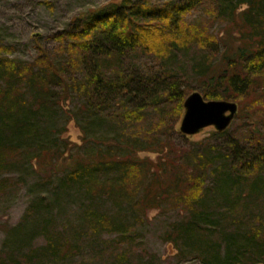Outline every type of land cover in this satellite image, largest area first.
I'll return each instance as SVG.
<instances>
[{
  "label": "trees",
  "instance_id": "obj_1",
  "mask_svg": "<svg viewBox=\"0 0 264 264\" xmlns=\"http://www.w3.org/2000/svg\"><path fill=\"white\" fill-rule=\"evenodd\" d=\"M218 1L217 16L236 29L234 42L186 22V15L203 0L156 6L122 0L69 34L73 42L66 46L64 61L53 59L42 46L32 62L2 56L5 49L0 47V190H5L8 181L2 176L27 163L37 169L42 185L53 183L61 193L75 190L83 194L84 225L93 234L127 235L130 225L128 215L123 216L125 205L137 222L150 209H181L188 218L173 224L168 237L197 253L204 264H264V113L255 128L256 143L241 146L233 139L224 143L228 159L194 150L178 163L147 134L148 142L141 150L160 152L154 162L139 156L135 143L140 135L128 132L108 139L103 148L97 144L93 151L76 156L66 151L74 144L62 137L66 129L57 136L56 131L51 133L52 119L73 95L83 99L74 118H84V124H78L83 141L95 138L92 129L108 114L127 130L142 121L147 100L138 98L150 94L149 83L120 67L121 58L138 47L169 65L177 61L181 50L196 47L200 57L192 73L199 78L206 100L237 102L236 117L250 111L251 103H261L264 0ZM220 45L225 49L218 54ZM75 66L80 68L78 75L68 70ZM156 78L155 93L174 95L179 117L187 97L180 92V79L168 72ZM117 98L123 104L136 99L138 103L134 110L126 108L116 116L110 107ZM227 130L215 134L223 136ZM121 137L127 145L119 155ZM219 160L221 164L214 167ZM210 174L214 182L207 186L205 178ZM102 199L117 209L101 211L97 205ZM47 206L38 199L28 214ZM61 241L48 235L46 246L32 255L39 263L47 256L65 259L76 244L68 238ZM0 264L13 263L0 255Z\"/></svg>",
  "mask_w": 264,
  "mask_h": 264
},
{
  "label": "rangeland",
  "instance_id": "obj_2",
  "mask_svg": "<svg viewBox=\"0 0 264 264\" xmlns=\"http://www.w3.org/2000/svg\"><path fill=\"white\" fill-rule=\"evenodd\" d=\"M121 1L0 0V47L5 49L2 56L32 62L38 55V48L42 46L53 59L64 61L67 58L65 51L73 42L68 39L69 34L79 31L94 14L111 9ZM130 1L134 4L156 6L168 1L185 0ZM218 3V0H203L186 15L185 20L191 27L201 26L208 33L234 42L236 29L217 16L215 8ZM224 49V46L220 45L218 54ZM199 57L197 48L191 47L186 51L181 50L175 57L177 61L169 65L157 55L140 47L128 52L120 61L122 72L128 71L149 83L150 94L138 98L147 100L144 103L143 120L129 125L127 130L125 124H120L118 119H112L106 114L107 119L92 129V132L97 134L95 138L83 141V130L78 124H84V118L80 116L78 120L74 119L83 99L73 95L52 119L54 129L51 133L56 131L57 136L66 129L62 137L74 142L70 143L66 151L76 156L93 151L91 149L97 144H102L103 148L108 139L115 135L125 136L128 132L140 135L139 143H135L139 156L148 157L154 162L160 158V152L141 150L148 142L144 137L147 134L161 144L160 147L169 150L170 156L178 163L185 161L187 153L194 150L209 156L221 155L223 159H228L230 155L224 147L227 140L233 139L241 146L256 143L258 136L255 128L263 117V98L259 99L261 103H251L256 99L249 101L252 109L238 115L223 136H217L213 127H208L197 135L186 136L179 130L183 112L178 117L176 101L171 98L175 96L169 93H155L154 90L158 88L157 75L164 76L168 72L180 79V92L186 95L194 91L203 93L199 87V78L192 73V66L198 62ZM68 70L78 75L80 68L75 66ZM152 95H156V98H150ZM136 100L123 104L117 98L110 111L116 112L117 116L126 111V108L134 110V105L138 103ZM50 138H53V135ZM44 140L49 142L47 138ZM119 144L121 149L117 151L120 155L121 151L126 150L127 143L121 137ZM220 164L221 160L214 167ZM4 178L8 181L5 190H0V255L13 264H204L197 253L184 249L182 243L175 244L168 237L173 224L188 218L187 212L181 209H150L143 221L137 222L130 213L131 209L125 205L122 212L124 217L128 215L130 225L127 235L93 234L84 225L85 200L82 193L71 190L64 194L58 191L53 183L42 185L37 169L27 163L14 167L10 173L2 176V179ZM213 182L214 177L211 174L205 178V185ZM38 199H42L48 206L29 215V208ZM97 207L103 212H114V209H117L107 199L99 201ZM46 227L49 228V234ZM48 235L58 237L59 244L63 242V238L71 239L76 244L75 250L68 253L65 259L47 256L39 263L32 252L46 246Z\"/></svg>",
  "mask_w": 264,
  "mask_h": 264
},
{
  "label": "water",
  "instance_id": "obj_3",
  "mask_svg": "<svg viewBox=\"0 0 264 264\" xmlns=\"http://www.w3.org/2000/svg\"><path fill=\"white\" fill-rule=\"evenodd\" d=\"M183 107L179 130L186 136L197 135L208 127L223 132L230 127L239 110L235 101L206 100L198 91L187 95Z\"/></svg>",
  "mask_w": 264,
  "mask_h": 264
}]
</instances>
